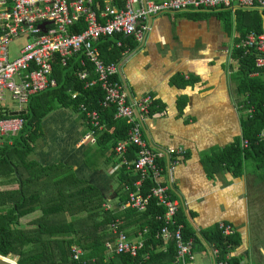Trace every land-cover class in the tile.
<instances>
[{"label":"trees","instance_id":"16d2710c","mask_svg":"<svg viewBox=\"0 0 264 264\" xmlns=\"http://www.w3.org/2000/svg\"><path fill=\"white\" fill-rule=\"evenodd\" d=\"M199 13L215 15L223 22L226 32L235 36L234 44L246 39L251 33L264 32L262 10H238L233 13L221 9ZM78 28V32H81L82 27ZM119 42L122 43L121 46H118ZM139 46L132 37L123 35L104 37L96 44L100 58L109 64L121 63L127 51L131 53ZM254 52L246 50L232 53L236 71L231 76V81L242 107L241 137L220 152L211 163L225 164L235 177L244 175L245 162L251 159L257 162L260 169H264V76H253L259 71L255 65ZM83 61L87 62V59L82 54L70 58L66 66L54 59L51 64L52 77L56 80L57 87L32 96L26 114L13 117L23 120L19 132L0 137V141H4L0 146V255L18 264H175L177 251L174 243L165 246L163 242L156 240L163 227V223L157 218L167 214L166 207L159 205L154 198H151L149 209L145 213L126 207L128 195L137 190L135 184L140 176L124 165L119 166L114 149L118 143L126 140L129 126L127 122L115 118V107L104 108L101 105L105 92L100 84L85 87V80L78 78V72L86 69L90 70L89 81L95 78L92 66L83 67ZM76 93L77 96L73 98ZM81 105L97 112L103 127L101 132L95 133L94 146L97 153L87 159V164L94 168L96 165L93 161L103 157L106 158V163L115 161L111 177L117 182L115 195L119 200L110 204L111 211L104 209L107 199L102 191L88 180L81 179L72 166L58 163L43 167L38 161L30 160V156L35 153L37 141L41 138L42 122L59 107L79 113L87 121ZM155 108L154 101L151 117L160 111L158 107ZM249 109H253L252 114L247 113ZM10 118L0 117V120H11ZM86 126L89 129L88 124ZM245 140L249 145L242 148V141ZM135 157L136 149L130 147L126 159L132 161ZM164 162L160 161L163 167ZM165 175L166 170L163 177ZM8 177L13 179L11 181L17 189L2 192L1 181ZM153 187L154 181L146 180L141 190L143 195L150 194ZM171 195L177 198L173 187ZM37 213L40 216L30 221L29 228H19L23 220ZM177 220L185 226V240H194L198 251H206V246L214 245L220 250L221 258L225 259L240 243L236 233L234 236L224 237L217 231V226L194 234L182 210ZM116 221L122 223L121 229L128 240L135 239L139 233L148 230L145 248L136 259L120 256L107 263L106 244L115 240L110 228ZM74 246L85 251L83 261L72 259L71 250ZM229 259L230 264H239L230 255Z\"/></svg>","mask_w":264,"mask_h":264},{"label":"crops","instance_id":"0c3cea01","mask_svg":"<svg viewBox=\"0 0 264 264\" xmlns=\"http://www.w3.org/2000/svg\"><path fill=\"white\" fill-rule=\"evenodd\" d=\"M150 26L143 46L122 63L120 80L126 83L129 99L154 97L160 111L143 123L151 147H181L186 152L185 160L171 171L164 160V180H172L173 193L181 199L182 214L194 234L212 230L218 223L231 224L240 240L231 258L239 264H264V169L250 170L248 160L244 175L235 177L225 164L211 165L241 137L242 110L231 81L236 66L226 54L235 36L207 13L164 14L153 17ZM12 102L0 106V117L15 120L26 113L29 104L20 109ZM86 124L81 114L57 108L42 122L41 138L30 160L43 167L72 166L113 205L119 200L117 182L111 177L115 161L100 158L97 166L103 169L87 164L97 149L82 142ZM3 179L2 192L17 189L13 179Z\"/></svg>","mask_w":264,"mask_h":264},{"label":"built area","instance_id":"2783aa9c","mask_svg":"<svg viewBox=\"0 0 264 264\" xmlns=\"http://www.w3.org/2000/svg\"><path fill=\"white\" fill-rule=\"evenodd\" d=\"M264 11V0H0V106L5 104L6 97L11 96L20 109L26 108L32 96L44 93L57 87L52 77L54 59L66 66L73 56L82 54L87 62L82 66H92L95 76L89 81L90 70L79 71L77 76L85 80V87L100 84L105 92L101 102L104 108L113 106L116 109L117 120L127 122L129 131L125 141L116 145L114 152L119 166L124 165L140 176L136 182V191L128 195L126 207L141 213L147 212L151 198L159 205L166 207L167 214L158 217L163 223L156 240L167 246L173 242L177 257L175 264L196 263L195 241L184 238L185 226L177 220L182 210V201L171 195L172 180L164 181L165 168L161 160L167 158L168 169L171 171L185 160L186 152L181 147L154 150L147 142L143 133V123L151 118L154 97L151 94L133 101L129 99L126 86L118 79L120 66L126 61L130 52L125 53L121 63H105L99 56L96 47L99 39L123 35L132 37L136 44L142 45L150 31L149 18L164 14H183L199 12H215L218 10ZM82 27V31L78 32ZM77 30V33L75 31ZM25 40L17 58L9 61L8 46L14 40ZM122 43L119 42L118 46ZM255 51V65L259 70L253 76H264V32L251 33L246 39L232 44L226 53L233 63L234 51ZM132 53V52H131ZM235 63V62H234ZM77 93L73 95V98ZM86 114L89 126L88 132L82 138L83 143L95 145V133L101 132L99 114L81 105ZM242 110V107H240ZM248 114L253 109L247 110ZM23 126V120H0V137L7 134H17ZM249 142L242 141V148H247ZM136 149V157L128 161V149ZM154 181L150 194L143 195L142 187L146 180ZM105 211H111L112 206L104 205ZM122 223L116 221L110 231L115 237L114 242L107 243V261L115 257L128 256L136 259L145 248V236L148 230L139 233L135 239L128 240ZM217 231L224 237L234 236L236 229L231 224L218 223ZM207 257L202 264H230L229 255L221 258L220 250L206 246V251H198ZM85 251L78 246L72 248V258L81 261Z\"/></svg>","mask_w":264,"mask_h":264},{"label":"rangeland","instance_id":"374dc122","mask_svg":"<svg viewBox=\"0 0 264 264\" xmlns=\"http://www.w3.org/2000/svg\"><path fill=\"white\" fill-rule=\"evenodd\" d=\"M25 43H26V42H25V40H23V39H20V40H14V41L8 46L9 61H13L15 58H17L19 50L21 49V47H22L23 45H25ZM7 102H8V105H12V104H13L10 95L7 96ZM84 133H86V132H84ZM98 162H99V159L97 158V159L95 160V162H94V163L96 164V166H95L93 169H96L97 167H99V169H103L102 167H100L101 164H99V165L97 166V163H98ZM95 164H94V165H95ZM247 167L250 168V170H258V169H260V168H259V165L257 164V162H256L255 160H253V159H251V160L248 161ZM39 216H40L39 213L30 216L28 219L22 221V222L19 224V225H20L19 228H20V229H23V230H24L25 228H29L30 221L36 219V218L39 217ZM237 250H239V249H236V247H235V248L232 250V255H233L234 251H237ZM230 254H231V253H230ZM195 259H196V263H198V264H202V263L205 261V257L201 256V255L199 254L198 251L195 253ZM16 260H17V259H16Z\"/></svg>","mask_w":264,"mask_h":264},{"label":"water","instance_id":"95a60500","mask_svg":"<svg viewBox=\"0 0 264 264\" xmlns=\"http://www.w3.org/2000/svg\"><path fill=\"white\" fill-rule=\"evenodd\" d=\"M152 21H153V18H149V24L151 25V23H152ZM144 44V43H143ZM143 44H142V46H143ZM129 58V57H128ZM128 60V59H127ZM126 60V61H127ZM125 62V61H124ZM124 62H123V64H124ZM120 74H121V66H120ZM123 84L124 85H126V83L123 81ZM127 88V87H126ZM22 114H26L25 112H23V113H19L18 115H22ZM0 264H18L17 262H10L9 260H7L6 258H3L1 255H0Z\"/></svg>","mask_w":264,"mask_h":264},{"label":"bare ground","instance_id":"6f19581e","mask_svg":"<svg viewBox=\"0 0 264 264\" xmlns=\"http://www.w3.org/2000/svg\"><path fill=\"white\" fill-rule=\"evenodd\" d=\"M8 260V259H7ZM10 261V260H9ZM10 262H13L14 263V261H10Z\"/></svg>","mask_w":264,"mask_h":264}]
</instances>
